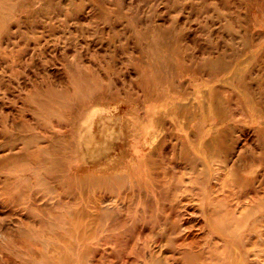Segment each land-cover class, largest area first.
Here are the masks:
<instances>
[{
    "label": "rangeland",
    "instance_id": "374dc122",
    "mask_svg": "<svg viewBox=\"0 0 264 264\" xmlns=\"http://www.w3.org/2000/svg\"><path fill=\"white\" fill-rule=\"evenodd\" d=\"M208 57L242 63L239 73L255 65L254 76L264 73L257 64L264 63V0H0V264H119L143 226L155 234L137 240L130 264H150L152 254L183 264L175 259L179 235H188L191 252L205 249L207 264H230L229 254L264 264V217L246 220L241 209L221 240L202 197L186 191L204 185L182 173V145L201 155L185 143L182 104L198 120H218L224 109L214 104L226 101L235 159L255 143L246 87L223 82L227 73L189 70ZM173 153L179 166L168 172H177L173 183L183 178L168 191L182 206L165 201L178 211L163 230V203L139 189L133 202L118 199L130 191L118 176L135 177L139 168L143 179L151 160L153 173L163 174L174 167ZM226 176L225 189L241 195L237 178ZM245 222L248 230L258 224L246 252L231 237Z\"/></svg>",
    "mask_w": 264,
    "mask_h": 264
},
{
    "label": "bare ground",
    "instance_id": "6f19581e",
    "mask_svg": "<svg viewBox=\"0 0 264 264\" xmlns=\"http://www.w3.org/2000/svg\"><path fill=\"white\" fill-rule=\"evenodd\" d=\"M168 38L170 37H167V41L169 42ZM165 48L168 49L170 48V46H166ZM217 61L218 59L208 57L207 60L204 61V63H192V67L194 68L190 67L189 70L192 71L194 74L197 73L203 75L201 69L206 67L209 70H213L216 75L227 73L224 76V79L222 80L223 82H229V80H232L237 82V84H239L241 87H246L247 111L251 116L248 128H250V130H252L255 134V139H253L255 143L246 142V150L242 152L240 151V153L236 154L235 159L233 157V154L238 140L233 139L232 134L236 132V127L230 124L225 125V123L228 122L230 119L228 113H226L225 111L226 101L221 102L219 98H217V103L216 105L214 104L216 108L221 107L222 109H224L220 115L218 114V120L215 119V117L213 118L212 116L208 115H203L198 120V115L190 113L189 108H187V105L182 104L181 108L184 111L183 118L185 120L183 126L187 131H189V135L186 136L185 143H190L191 145H194L193 151L200 153L201 155L194 156L185 146L186 144L183 143L184 145H182V153L180 154V160L185 164L183 170L184 172L182 173L187 174V171L194 173L195 176L190 177L193 179V183L195 184L196 180L199 181L201 179V183L202 185H204L198 191H195L192 188H188V190L186 189V191H189L192 195H199L202 197V204H205L207 208L206 210L208 212L207 217L210 231L215 236L220 237L222 235L221 240H226L225 238H223L227 237L228 235V231L226 229H228L230 222L234 220L236 213L240 212L241 209H243V211L240 212V214L242 216H245L246 220H256L258 215H260L261 218L264 217V73L254 76L256 65L250 69L251 71L249 70L248 72H246V74L239 73L236 69H238V67L241 66L242 63H237V65H234V63H217ZM257 64L264 67V63ZM194 123H197L196 126L194 125ZM157 138V134L151 135L150 141H147L148 146H153ZM197 141H199V144H197L196 146ZM153 155H155V153L149 154V156ZM173 155L174 157L169 158V160L171 159V162L173 163L174 167L169 166L168 170L163 174L157 175V173H153L152 168L155 164V160H151L149 164H147L146 170L144 171L143 179L139 178V168V173L135 177H130L128 174H121L120 176H118L121 177L122 182H124L123 188L125 186H128V189H130V191H128V195L127 193H125V196H121V194H119V196H117L118 199L124 200L128 199V197H131V202H133V199L136 196L135 190L139 189L140 192H138V196L142 195V192H145L148 196H152L151 198L154 199L157 204L160 202L163 203V215L160 217V221L158 220V222L162 223L161 226H163V230H165V227H167L169 223H171L169 222L170 211L171 213L174 211H178L177 208H175L177 209L175 210L171 206L170 211H167V207L164 205L165 201H171V204L174 205V207L182 206V201L179 199V195L173 194L175 196L171 198L168 191L169 185L172 184L173 186H175L179 183L181 184V179L183 178L178 176L179 183H173L172 179L176 177V175L174 174H176L177 172L174 170V173L168 172L169 169H177L176 167L179 166V163L177 161L178 156H176V153H173ZM3 160L4 159L0 158V162ZM156 163H158V160ZM260 169L263 174H259L258 171ZM226 174L232 175L234 176V178H237V181L233 180L232 185L238 186L239 189H242L241 195L237 196V193L225 189L228 184L231 185ZM251 175L253 176V178H251ZM211 179L215 181H212ZM218 180H220L222 183L220 184ZM122 206H124L123 202ZM154 216L156 215H154L153 213L149 216L151 220L149 222H152L154 220ZM259 221H257L256 223H258ZM218 222L220 224L223 223V226L220 225ZM256 223L253 224L250 228L248 227V230L246 229L245 222L241 232H237L231 235V237L236 240V242H238L236 244H242L240 247L243 248L245 252L246 241L251 240V235L256 232V227L258 228V224L256 225ZM219 225L221 227H219ZM118 226L119 224L117 225V227ZM145 232L147 231L144 229V226L141 229L139 228V231L136 230V232H133V238L135 239L132 241L134 242L129 245L126 251H123V253H121V261L119 262V264H130L131 262L129 260V256L134 253L135 249L138 247L137 240L140 242L142 236L146 238L147 235L148 237H152L153 234H155L153 229H148L147 234ZM173 240L171 239V241ZM210 242H206L210 245L209 247L212 249H210V251L214 254L217 253L220 247L219 244H212ZM176 244L177 250H175V253L177 254V258L175 259L178 261V263H180V261H183V264H196V262L198 264L201 261V264H207L205 263V261L207 260V257L205 256V249H201L198 245H196L195 247L197 248V251L193 252H195L197 256L193 255V252H191L192 247H188L190 244L188 235H179L176 240ZM253 244L255 246L258 245L257 242ZM238 245L237 248H239ZM184 247H187L189 250H183ZM224 247L228 251H231L232 249L231 243L229 241ZM230 255L231 254H229V256ZM229 256L226 259L227 263L245 264L242 260L235 261V257L231 258ZM150 259V264H164L162 258H160V255L155 256V254H152ZM135 264L138 263L136 262Z\"/></svg>",
    "mask_w": 264,
    "mask_h": 264
}]
</instances>
